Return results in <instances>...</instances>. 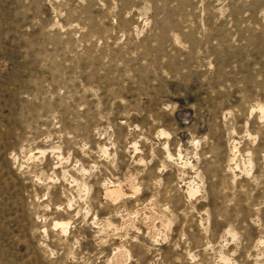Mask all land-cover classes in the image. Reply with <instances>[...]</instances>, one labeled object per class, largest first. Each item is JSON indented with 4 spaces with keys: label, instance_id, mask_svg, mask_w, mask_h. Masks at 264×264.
I'll use <instances>...</instances> for the list:
<instances>
[{
    "label": "rangeland",
    "instance_id": "rangeland-1",
    "mask_svg": "<svg viewBox=\"0 0 264 264\" xmlns=\"http://www.w3.org/2000/svg\"><path fill=\"white\" fill-rule=\"evenodd\" d=\"M0 264H264V0H0Z\"/></svg>",
    "mask_w": 264,
    "mask_h": 264
}]
</instances>
